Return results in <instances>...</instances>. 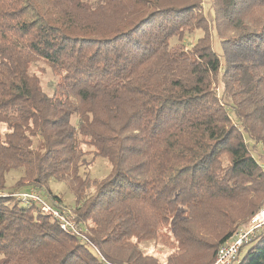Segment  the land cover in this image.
I'll list each match as a JSON object with an SVG mask.
<instances>
[{
	"label": "trees",
	"instance_id": "obj_1",
	"mask_svg": "<svg viewBox=\"0 0 264 264\" xmlns=\"http://www.w3.org/2000/svg\"><path fill=\"white\" fill-rule=\"evenodd\" d=\"M211 1L0 0L2 264H212L261 209L264 0ZM10 173L61 203L65 182L98 251ZM249 244L235 264H264V229Z\"/></svg>",
	"mask_w": 264,
	"mask_h": 264
},
{
	"label": "built area",
	"instance_id": "obj_2",
	"mask_svg": "<svg viewBox=\"0 0 264 264\" xmlns=\"http://www.w3.org/2000/svg\"><path fill=\"white\" fill-rule=\"evenodd\" d=\"M15 197L20 203L27 207L36 205L43 214L56 220L61 229L79 236L84 242H87L98 251L93 243L82 232V228L76 220L74 211L68 206H65L60 201L43 194L36 188L16 192ZM263 229L264 205L218 250L216 259L212 264L237 263L239 261L241 248L254 241ZM102 261L106 264H112L103 257Z\"/></svg>",
	"mask_w": 264,
	"mask_h": 264
},
{
	"label": "rangeland",
	"instance_id": "obj_3",
	"mask_svg": "<svg viewBox=\"0 0 264 264\" xmlns=\"http://www.w3.org/2000/svg\"><path fill=\"white\" fill-rule=\"evenodd\" d=\"M204 3V11H208L212 7V1L210 0H203ZM194 37L199 38L204 35V31L201 29H197L194 32ZM173 42H176V39H173ZM214 46L216 50L219 52V44L218 40L215 41ZM32 72H34L36 75H38L41 78L42 85L45 89V91H52V85H53V80L56 79V76L52 72L51 68L42 60H37L32 66ZM109 171V164L106 159L99 158L96 160L95 164L89 168V172L92 176L94 177H101L105 175ZM13 175L10 173L8 175V182H7V192H14L16 193L17 191H25L26 189H29L28 187H23L21 189H18L14 186L13 182ZM50 190L54 193L57 194L61 197L62 202L68 206L69 208L72 209V206L74 205V197L72 193L70 192L67 184L65 182H59L55 180L50 181ZM22 205V204H21ZM250 247V244L247 245L246 247L243 248L242 253L240 254V258L244 257L245 252L248 250ZM141 248L148 252V253H153L156 250V246L152 245L150 247L145 246V244H141ZM163 248L159 250V252L163 253ZM160 253V254H162ZM2 259L3 257L0 256V264H2Z\"/></svg>",
	"mask_w": 264,
	"mask_h": 264
}]
</instances>
